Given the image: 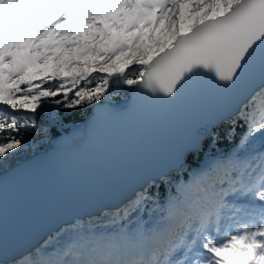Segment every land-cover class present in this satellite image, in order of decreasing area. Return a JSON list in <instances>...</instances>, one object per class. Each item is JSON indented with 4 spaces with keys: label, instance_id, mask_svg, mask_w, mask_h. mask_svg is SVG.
<instances>
[{
    "label": "snow or ice",
    "instance_id": "snow-or-ice-1",
    "mask_svg": "<svg viewBox=\"0 0 264 264\" xmlns=\"http://www.w3.org/2000/svg\"><path fill=\"white\" fill-rule=\"evenodd\" d=\"M120 87L201 106L174 161L187 179L162 172L95 215L44 216L24 250L0 242V264H264V0H0V168L30 130Z\"/></svg>",
    "mask_w": 264,
    "mask_h": 264
},
{
    "label": "water",
    "instance_id": "water-1",
    "mask_svg": "<svg viewBox=\"0 0 264 264\" xmlns=\"http://www.w3.org/2000/svg\"><path fill=\"white\" fill-rule=\"evenodd\" d=\"M133 93L88 108L79 130L52 137L0 168V242L15 255L48 231L43 217H87L118 205L133 189L175 170L201 113L196 102L161 108Z\"/></svg>",
    "mask_w": 264,
    "mask_h": 264
},
{
    "label": "trees",
    "instance_id": "trees-1",
    "mask_svg": "<svg viewBox=\"0 0 264 264\" xmlns=\"http://www.w3.org/2000/svg\"><path fill=\"white\" fill-rule=\"evenodd\" d=\"M125 89L123 87L117 88L113 96L110 98V100L119 98L123 95H125ZM88 109H82L80 112L76 113V115L72 119L65 120L63 122H56L55 120H52L47 123H42L41 128L39 130H30L28 134L25 136L26 146L25 149L14 159L9 162H6L3 167H6L8 164L12 163L13 161L21 158L23 155L27 154L33 149L41 147L44 142L48 141L52 137L58 136L62 139L68 138L71 134L77 132L79 130L81 120L86 113ZM55 128V131L57 134H52L50 129ZM227 148V144L222 143L218 151H223ZM197 163H199V160L197 157H193V160L191 162V167L195 168ZM2 167V168H3ZM189 172V165H185V168L183 170H171L168 174L171 178H174V180H186L188 177ZM165 189L172 191L174 190V186L165 185ZM165 191L161 190V192L158 193V195H165ZM94 215V214H93Z\"/></svg>",
    "mask_w": 264,
    "mask_h": 264
},
{
    "label": "bare ground",
    "instance_id": "bare-ground-1",
    "mask_svg": "<svg viewBox=\"0 0 264 264\" xmlns=\"http://www.w3.org/2000/svg\"><path fill=\"white\" fill-rule=\"evenodd\" d=\"M97 213H98V212H97ZM95 214H96V213H95ZM95 214H94V215H95ZM84 217H85V216H84Z\"/></svg>",
    "mask_w": 264,
    "mask_h": 264
}]
</instances>
